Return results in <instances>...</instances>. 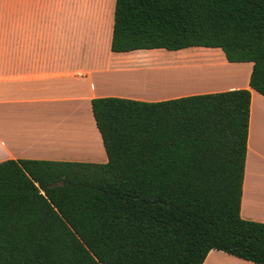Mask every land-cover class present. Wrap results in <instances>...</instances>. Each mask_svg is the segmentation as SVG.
<instances>
[{"label":"trees","instance_id":"16d2710c","mask_svg":"<svg viewBox=\"0 0 264 264\" xmlns=\"http://www.w3.org/2000/svg\"><path fill=\"white\" fill-rule=\"evenodd\" d=\"M190 47L251 62L264 96V0H115L111 51ZM250 99L92 98L105 162H0V264H264V222L240 215Z\"/></svg>","mask_w":264,"mask_h":264},{"label":"crops","instance_id":"0c3cea01","mask_svg":"<svg viewBox=\"0 0 264 264\" xmlns=\"http://www.w3.org/2000/svg\"><path fill=\"white\" fill-rule=\"evenodd\" d=\"M114 5L115 0H0V162L19 158L105 162L91 110L95 97L158 101L246 87L251 99L240 215L264 222V96L248 85L252 63L227 62L215 50L212 58L205 57L212 66L222 67L216 72H223L225 65L237 70L226 72L212 86L202 80L196 89L181 93L128 87L131 76L150 72L170 76L174 73L154 71L189 67L180 53H165L163 48L111 51ZM63 110L71 111L70 120L62 117ZM77 117L82 125L70 123ZM202 264L257 263L211 249Z\"/></svg>","mask_w":264,"mask_h":264},{"label":"rangeland","instance_id":"374dc122","mask_svg":"<svg viewBox=\"0 0 264 264\" xmlns=\"http://www.w3.org/2000/svg\"><path fill=\"white\" fill-rule=\"evenodd\" d=\"M165 53H180L185 61H183L188 69H166L164 71H154V72H165V73H174L170 76H153V72L149 74H138L137 76H131L128 81H133L136 84H140L136 90H140L143 92H154L161 90H177L176 93L184 92L188 89H196L197 83H200L202 80L212 86V84L221 82L223 78H225V73H231L232 71H236L237 68H234L230 65H225L223 68V72L221 71L222 67L220 66H212L211 62L205 56H209L212 58V55H216V51L214 49H206V48H198L193 47L190 49H181V50H166L163 49ZM181 51V52H179ZM179 58V57H178ZM183 60V59H182ZM181 60V63H182ZM180 62V61H178ZM192 68V69H190ZM197 70L196 73H185L179 74L178 71H187V70ZM216 72V73H214ZM178 73V74H175ZM203 83V82H202ZM56 116L54 117L55 120ZM52 121V120H50Z\"/></svg>","mask_w":264,"mask_h":264},{"label":"bare ground","instance_id":"6f19581e","mask_svg":"<svg viewBox=\"0 0 264 264\" xmlns=\"http://www.w3.org/2000/svg\"><path fill=\"white\" fill-rule=\"evenodd\" d=\"M127 84V86L128 87H131V88H133V89H137V87L138 86H140V84H136V83H134L133 81H128V82H126ZM130 85V86H129ZM212 85H214V84H212ZM210 86V85H209ZM140 91V90H139ZM140 92H143V91H140ZM68 111H70V110H66V112H65V110H63L62 112H64L63 114H62V117L66 120V119H69L70 120V118L69 117H72V116H68V115H70L71 114V111H70V114H69V112ZM68 112V113H67ZM68 114V115H67ZM73 115V114H72ZM74 118V117H73ZM75 122H78V124L80 123V125H82V123L83 122H81V119H79L78 117L76 118V119H72V121L70 122V123H75ZM50 123V122H49ZM59 123V122H58ZM69 123V122H68ZM56 124V123H55ZM63 124V123H62ZM67 125H71V124H67ZM59 127H61V126H59ZM54 128H58L57 126H54Z\"/></svg>","mask_w":264,"mask_h":264}]
</instances>
